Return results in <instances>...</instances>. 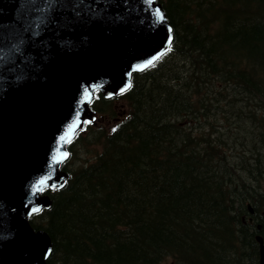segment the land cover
I'll return each instance as SVG.
<instances>
[{"label":"trees","instance_id":"obj_1","mask_svg":"<svg viewBox=\"0 0 264 264\" xmlns=\"http://www.w3.org/2000/svg\"><path fill=\"white\" fill-rule=\"evenodd\" d=\"M156 2L168 49L122 94L94 91L67 178L28 218L47 264H259L264 0Z\"/></svg>","mask_w":264,"mask_h":264},{"label":"water","instance_id":"obj_2","mask_svg":"<svg viewBox=\"0 0 264 264\" xmlns=\"http://www.w3.org/2000/svg\"><path fill=\"white\" fill-rule=\"evenodd\" d=\"M170 41L154 0H0V264H46L49 237L27 216L65 179L92 90L121 93Z\"/></svg>","mask_w":264,"mask_h":264},{"label":"rangeland","instance_id":"obj_3","mask_svg":"<svg viewBox=\"0 0 264 264\" xmlns=\"http://www.w3.org/2000/svg\"><path fill=\"white\" fill-rule=\"evenodd\" d=\"M122 108H124V103H122V102H119V101H117L116 103H115V111L116 112H119ZM123 110V109H122ZM95 116H97V119H98V121H97V123L98 124H100V123H102V124H104L105 126H110V125H112L113 123H116V117H114L113 119H110L109 117H106V116H103V115H99V114H96ZM117 117H120L119 115L117 116ZM116 118V119H115ZM91 153H90V156H92L93 155V152L92 151H90ZM87 155H89V154H87ZM85 158V157H84Z\"/></svg>","mask_w":264,"mask_h":264}]
</instances>
